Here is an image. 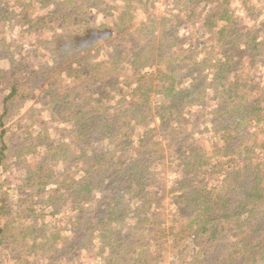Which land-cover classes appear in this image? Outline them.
Returning a JSON list of instances; mask_svg holds the SVG:
<instances>
[{
	"label": "trees",
	"instance_id": "16d2710c",
	"mask_svg": "<svg viewBox=\"0 0 264 264\" xmlns=\"http://www.w3.org/2000/svg\"><path fill=\"white\" fill-rule=\"evenodd\" d=\"M149 1L130 0L119 13L108 0H40L54 8L33 18L28 0H0V52L8 56V68L0 67V127L41 83L46 87L36 104L54 123L49 129L45 114L27 118L37 113L30 109L24 118L33 117L32 123L1 130L0 165L5 173H20L11 178L16 183L9 181L20 215L15 224L0 222V248L13 246L4 251L7 261L11 253L20 264H73L84 251L93 254L91 264H159L156 257L169 239L186 264H264V79L253 73L241 79L238 71L245 61H264V22L243 28L230 15V0H172L173 19L156 22L147 15L141 29L129 31ZM251 10L250 20L256 15ZM92 13L107 23L89 25ZM114 14L119 17L111 22ZM182 23L188 33L179 29ZM30 31L39 37L29 52L47 59L36 70L12 57L23 47L15 36ZM123 33L130 45L118 52ZM144 33L150 46L140 40ZM114 35L102 59L89 61L84 54L75 60ZM179 36L202 45L204 57L195 58L193 42L186 49L185 42L173 45ZM158 37L173 42L154 43ZM212 39L219 54L210 48ZM178 51L186 54L179 58ZM72 63L79 67L71 70ZM152 94L159 108L152 107ZM155 117L166 132L167 152L157 140ZM209 118L217 129L211 138L221 141L216 147L208 140L214 160L204 158L191 127ZM164 153L184 160H176L182 175L170 186L177 203L169 215L153 193L162 183ZM210 170H217L219 184L204 183ZM3 195L0 218L8 210ZM68 209L78 214L69 215L63 228L47 223Z\"/></svg>",
	"mask_w": 264,
	"mask_h": 264
},
{
	"label": "rangeland",
	"instance_id": "374dc122",
	"mask_svg": "<svg viewBox=\"0 0 264 264\" xmlns=\"http://www.w3.org/2000/svg\"><path fill=\"white\" fill-rule=\"evenodd\" d=\"M51 1L53 3V1H59V0H48ZM111 4H113L114 6L116 5V10L119 11V13H121L122 11H124L126 5L128 4L129 7H131L132 3H126L127 0H108ZM28 2L30 3L28 7V10L30 11V15L31 17H37V16H42L45 15L48 11L52 10L54 8V5H52V3H49L48 6L44 7L41 5L40 0H28ZM110 4V5H111ZM251 4V5H249ZM250 7H253V11L254 13H256V15L253 16V19L250 20L249 19V15L251 14H247L248 10L250 9ZM173 8V2L172 0H150L149 3L142 8V14L139 17L134 16V18H132V22L128 25L129 31H134V29L139 28V24L143 23V19L145 20V17L148 15H151L154 19V21L159 22V19H162L163 17H167L169 15H175L173 12L171 14V10ZM228 9L230 12V15L232 14L233 17H237L241 20L242 25H244L245 29L251 28L252 25L255 26H260L263 25L264 22V0H230L229 4H228ZM170 11L167 13V11ZM253 15V14H252ZM119 17V15L114 14L113 16H110L109 19L110 21H115L117 18ZM171 19H173L172 16H169ZM89 25H98V24H102L104 23L106 20L104 18V16L102 14H95L92 13L89 16ZM108 21V20H107ZM107 22H105L106 24ZM110 23V22H109ZM146 23V22H145ZM219 23V22H218ZM114 24V23H113ZM219 26V24H217ZM108 27H111V25H107ZM116 26V25H115ZM179 29L182 32H187L188 33V25H186V23H182L181 26H178ZM108 28H104V33L105 35L109 32L107 30ZM113 29V28H112ZM141 29V28H139ZM39 31V30H38ZM44 31V30H43ZM45 31H47V29L45 28ZM201 30L198 28L196 35L200 32ZM128 32V31H127ZM124 32V33H127ZM39 33V32H38ZM124 33L122 35H120L122 38V45H118V52L123 51V49H126L128 45H130L129 41H124ZM12 35V34H11ZM43 35V34H42ZM118 36V35H117ZM17 37L15 40L20 41L21 45L23 47L20 48L19 52L16 53V55H13L12 57L14 58V60H18V61H23L26 62L28 61L29 64H31V69L32 70H36L37 65H43L44 62L47 59H42L39 58L40 56L36 57L34 55L36 54H32L29 51H31V49H33V46L35 45L37 39H38V35L37 34H32V31L26 33V34H20L19 36H15ZM116 35L112 36L111 39L104 41V42H100L99 44H95L94 46H92L90 48L89 51H87L86 53H82L80 52L79 55L80 56H76L77 58L75 60H79L80 57L82 55H84V57H86L89 61H94L95 59V55H97V57H99V59H102L107 52L109 53L110 48L108 46H106V44L108 42H110L115 38ZM197 37V36H196ZM195 37V38H196ZM182 36H179V39H177L179 42H173L172 38L169 37H163V38H156L153 39L154 43L159 44V41H162L164 46L168 45L169 43H172L173 45H180V42H185L183 48H188L185 47L188 44H190L191 42H193L192 40L190 41L191 36L185 39H182ZM14 39V38H13ZM119 39V40H120ZM210 39V38H209ZM214 39V38H213ZM211 40L210 41V48L213 50L215 49V52L217 54H219V48H217L216 46H214L213 44H215V40ZM141 41H143L144 43H146L147 45H149L146 33H144V37L140 39ZM15 42V43H16ZM152 43V41H151ZM193 44H195L196 48H197V52H196V56L195 58L197 60H200L202 57H204V47L201 45V47L198 46V44L196 43V40H194ZM176 45V46H177ZM150 46V45H149ZM177 49V47H176ZM29 52V53H28ZM40 52V51H39ZM170 52L172 53L173 50H170ZM205 52H207V50L205 49ZM82 53V54H81ZM99 53V54H98ZM214 53V52H213ZM46 55H50L47 53H44ZM186 52L185 51H181L178 53H174V55H177L179 58H182V55H185ZM29 57V58H28ZM8 56L3 53L0 52V67L2 69H6L8 68V61H7ZM26 59V60H25ZM49 63H51V61H48ZM93 63V62H91ZM71 70H76L79 65L72 63V65H70ZM61 69L58 70V72H60ZM207 71V70H205ZM210 71V70H209ZM240 71V75L239 76L241 79H246L248 78L250 73H253V76H256V78L258 77L259 80H263L264 79V61L263 62H258L255 65L250 64V62H244L239 70ZM256 74V75H255ZM54 73L51 74L50 77H53ZM264 82V81H263ZM69 84H71L70 82H67ZM122 83V81H121ZM188 83V82H187ZM36 86H39V88H35L34 86H32V88L34 89L33 92L30 93L31 97L28 100H23V101H18L17 102V109L14 113V115L10 118V120H8L7 122H5L4 126L1 128L0 127V133L1 130L4 128H9L10 126H15L17 125V123L19 121H23V123H32L31 121L33 120V117L31 119H25V113L27 111H29L30 109H34L37 111V113H33L32 115H29L30 118L31 116H34V114L37 115H41V114H45V119L44 122H48V124L46 123V126L48 125V128L50 129V127H53V122H49V112L48 111H44V107H40L39 105H37L36 103L38 102V98L40 97V94L42 93V89H44L46 87V84H36ZM28 88H31V85L28 86ZM77 89V88H76ZM150 101H152V107H158L159 108V101L158 98L155 94H152L150 96ZM158 101V102H157ZM115 102V99H113L112 103ZM40 109V110H39ZM212 110V108L210 109ZM210 117V115H209ZM208 119V117L206 118ZM40 119L37 118V121H39ZM210 118L209 120H205L203 121V125H198L196 127H194L193 125L191 127H193L196 130V134H193V136L195 137V141L197 143V146L199 148V150L203 147V153L204 158H208V157H212V160H214L213 158V154L215 153L214 151V147L213 145H210V143L208 142V140H212L214 141V139H212V133L217 136V129L215 127H213V123H210ZM42 121V120H41ZM161 119L160 117H155L154 118V124L153 127L156 126V132L155 134L158 136L159 139H157L160 142V146L164 148V151L167 152V140L165 141L164 139H162L163 137H166V132L164 130V127L162 128H157V125H160ZM174 123V121H173ZM192 123L188 124L191 125ZM175 125V123H174ZM38 126V125H37ZM40 127V125L38 126ZM174 127H177L176 125ZM66 129V125L63 127ZM62 129V128H61ZM216 129V131L214 130ZM176 131H178L176 129ZM45 134L50 133L49 130L44 131ZM65 133H61L59 136H64ZM161 136V138H160ZM139 131H132V136H131V141L133 142L134 146L138 145V139H139ZM155 141V140H154ZM215 144L216 147L220 146V142L218 141V138L215 139ZM259 144H262V141L259 140L258 142ZM201 151V150H200ZM202 152V151H201ZM38 153H42V149L38 148ZM163 158H165V162L159 166V171H161L163 173V179H162V183L158 182V188L155 186L153 187V193L155 194L157 199H160V204L163 206V209L166 210L165 214L163 215H169L171 213H173V211L175 210L174 204H175V194L174 191H172L173 189H171L175 179H177L178 177H180L182 175V167H180V165L177 163L176 160L178 161H184L181 159V157H179L178 155H176V157H170L168 156V154L164 153L163 154ZM174 156V155H173ZM186 160H189V157L186 158ZM10 164V166L14 163L13 160H9L8 162ZM2 164V163H1ZM3 167L0 165V183L3 184L4 181L5 183L3 184V188L0 189V195H3L4 193L6 195H3L4 197V202L6 205V209L7 210V215H3V217L0 218V222L5 225V223H7V221L10 219L13 224L16 223V216H19L20 211L18 210V208L20 207L19 203L17 202L18 199V195H16V192H14L12 190V184L9 182H15L13 181L15 177H17L18 173L17 171L15 172L13 169H9L6 171H3L2 169ZM12 168V167H11ZM180 169V170H179ZM217 171V170H215ZM211 172L210 170V174L206 175V179L204 180V183H206L207 185H211V183L214 185L219 184V182L217 181V179L219 178V174ZM14 174V176H13ZM20 175V173H19ZM10 177V179L8 178ZM11 178L13 180H11ZM216 180V181H215ZM16 183V182H15ZM174 197V198H173ZM177 203V202H176ZM45 213H49L47 210H44ZM72 214H78V212L75 210H71L68 209L66 210V213H61L58 214L56 216H54L52 219H46L47 223L52 224V226L58 228H63L66 224V218L69 215ZM49 215V214H48ZM48 218V217H47ZM168 222L171 220L170 217H167ZM52 230V229H51ZM63 230V229H62ZM13 246L11 244H5L2 245V247L0 248V264H20L21 261L17 259H15V261L13 260L15 257L12 256V254L10 253L8 255V257L11 259L9 261H7V258L4 254V251L9 250L10 248H12ZM180 250V249H179ZM9 251H7L8 253ZM15 256H17V254H14ZM93 254H91L90 252H82L80 254L77 255V258L72 259L73 264H91L93 262ZM156 263L159 264H186L188 263V261H178V259L175 256V248L174 246L171 244V241H169L166 243L165 248L159 253V255L156 257ZM64 264H68V263H64Z\"/></svg>",
	"mask_w": 264,
	"mask_h": 264
}]
</instances>
